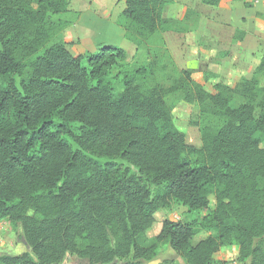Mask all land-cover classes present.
<instances>
[{
	"label": "trees",
	"instance_id": "1",
	"mask_svg": "<svg viewBox=\"0 0 264 264\" xmlns=\"http://www.w3.org/2000/svg\"><path fill=\"white\" fill-rule=\"evenodd\" d=\"M124 1L117 23L132 43L171 28L162 10L172 0ZM68 4L0 0V221L19 225L29 249L0 264H145L164 243L186 264H227L225 245L240 264H264V57L251 77L212 91L180 72L173 89L217 121L198 124L194 146L147 86L150 66L128 69L115 45L90 52L63 39ZM171 203L208 213L198 225L162 220L146 245ZM206 229L215 235L196 238Z\"/></svg>",
	"mask_w": 264,
	"mask_h": 264
},
{
	"label": "rangeland",
	"instance_id": "2",
	"mask_svg": "<svg viewBox=\"0 0 264 264\" xmlns=\"http://www.w3.org/2000/svg\"><path fill=\"white\" fill-rule=\"evenodd\" d=\"M110 1H107L100 11L109 10ZM117 7L113 6L112 12L115 13ZM119 17V16H118ZM61 18L68 20L67 15ZM116 24L117 21H115ZM250 28L249 24L247 26ZM264 29V28H263ZM222 36H228V30L221 29ZM200 33H198L199 35ZM237 32L235 33V35ZM252 33L248 39L242 43V48L238 51H231L229 58L224 59L225 55H220V49L215 45L211 49L216 50L217 54L197 55L196 58H189L186 54L179 52L175 47L176 42L166 39L162 33L143 40L142 44L133 43V47H129L126 51L125 66L129 68H137L140 66H150L154 75L146 79L147 86L153 87L157 85L161 89L162 95L166 103L172 109V116L175 125L185 133L186 140L189 144L200 146V131L199 125L202 126H217V121L211 117H202L199 106L196 103H188L182 99L181 94L173 89L177 83V78L181 71H189L191 77L196 81L205 84V87L210 91L213 90V85L217 83L234 84L240 78H249L253 75L255 68L259 65L260 60L264 57V43L254 41ZM264 37V34H260ZM194 45L200 49L209 48L210 44H206V36L198 38ZM226 39V38H225ZM162 40V42H161ZM244 50L242 51V49ZM200 51V50H199ZM203 53V52H202ZM250 54V55H249ZM126 69V68H125ZM117 69L114 71L116 73ZM264 81L262 80V83ZM114 87L117 92L123 90V85L120 75L113 78ZM123 166H129L134 169L124 160L116 159ZM211 205L213 198H210ZM208 213L207 209L189 211L188 208L180 203H171L167 207L158 210L155 214L156 222L147 232L148 241L146 245L154 243V236L159 231L161 221L171 219L174 221H182L198 225L200 220ZM22 229L18 225L11 224L7 219L0 221V254H24L29 249L21 237ZM206 234L215 235V232L206 229L201 232L196 238L205 236ZM238 247L236 245H225L221 247V260L227 264H240L237 258ZM145 264H186L184 259L178 256L168 244H160L156 250L155 256L150 260H145ZM61 264H81L78 258L73 255H67L62 260ZM219 264V263H217Z\"/></svg>",
	"mask_w": 264,
	"mask_h": 264
},
{
	"label": "crops",
	"instance_id": "3",
	"mask_svg": "<svg viewBox=\"0 0 264 264\" xmlns=\"http://www.w3.org/2000/svg\"><path fill=\"white\" fill-rule=\"evenodd\" d=\"M107 1H110L111 8L100 11ZM113 6L117 7L115 13L112 12ZM124 8V0H69L65 15L71 22L62 37L66 42H79L90 52L104 45H115L127 51L133 43L115 22ZM162 19L171 24V28L164 30L162 35L176 42L179 52L192 59L207 52L209 56L216 55V50L211 49L215 45L223 47L220 55H225L224 59L229 58L231 51L242 48L250 33L254 41L262 40L264 43V37L260 36L264 34V0H220L215 6L202 0H172L163 7ZM221 29L228 30L227 37L219 33ZM205 36L209 48L191 46Z\"/></svg>",
	"mask_w": 264,
	"mask_h": 264
}]
</instances>
